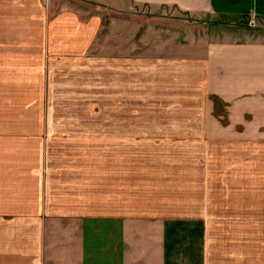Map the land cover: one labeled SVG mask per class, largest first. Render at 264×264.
<instances>
[{"label": "crops", "instance_id": "0c3cea01", "mask_svg": "<svg viewBox=\"0 0 264 264\" xmlns=\"http://www.w3.org/2000/svg\"><path fill=\"white\" fill-rule=\"evenodd\" d=\"M79 1L94 7L54 11L46 0H0V264H244L232 233L221 231L228 227L207 218L214 215L208 201L197 198L201 208L172 207L181 199L148 187L166 194L171 181L138 167L128 168L134 170L126 178L143 175V193H125L122 143L78 142L193 131L231 146L264 145V38L196 37L212 36L203 26L217 27L219 19L227 21L224 36H251L243 19H253L261 32L254 36H264V0ZM105 12L113 14L108 26ZM164 17L181 21L170 26ZM116 36H143L145 45H124ZM96 42L99 74L122 76L123 61L143 66L146 59V112L117 111L123 76L113 84L98 80L100 112H51L60 97L71 107L90 104L83 101L92 87L87 50ZM56 54L67 63L53 62ZM187 104V112H168ZM60 135H68L63 145ZM238 200L235 224L250 233L253 211L244 208L255 198ZM260 255L255 264H264Z\"/></svg>", "mask_w": 264, "mask_h": 264}, {"label": "rangeland", "instance_id": "374dc122", "mask_svg": "<svg viewBox=\"0 0 264 264\" xmlns=\"http://www.w3.org/2000/svg\"><path fill=\"white\" fill-rule=\"evenodd\" d=\"M47 2L53 3L54 11L59 10L60 7L74 8L80 12H85V10H92L94 5H84V2L79 0H46ZM80 3H79V2ZM85 1V0H84ZM76 6V7H75ZM104 24L109 23L110 17L113 16L112 13L105 12ZM183 17V16H182ZM187 18V17H185ZM189 19V20H188ZM201 19V18H200ZM206 18L191 19L190 17L184 19L183 21H193L195 23L204 22ZM175 21H181L179 18L164 17L163 21L170 26L175 25ZM251 20V19H250ZM250 20L243 19V26H246L252 35L251 36H224L225 32L229 28L224 24L227 21L219 19V26L210 27L203 26V32L212 36H196L204 37L207 40H218V41H232L236 39L237 41H245L263 39L264 36H254L259 35L258 25L254 22V28L249 25ZM231 23V22H230ZM175 30V29H174ZM247 31V30H245ZM248 32V31H247ZM143 36H116L117 39L122 40L124 45H131L134 43L138 44L139 48L144 46ZM154 37H166V36H154ZM100 38V36H99ZM112 39V38H110ZM102 39H99V44ZM147 41V39H145ZM59 42H62V37L60 36ZM93 43L91 48L87 50V53L92 55L89 66L88 80L90 87L87 89V93L84 96L83 101L85 103L90 102L89 105H77L75 107L68 106L64 102V98L60 97L56 99L51 112L55 113H67V112H83L98 113L101 107L98 105L99 101V90H98V80L106 81L108 83H115L114 81L120 77V72L109 73L108 71L98 73L97 70V58L94 57L96 53L94 50L99 48L97 43ZM113 41L109 44L113 46ZM89 57V56H88ZM88 57H74L75 61L87 60ZM51 60L55 63L58 61L62 64L67 63L64 61V57L58 54L52 56ZM146 65L141 66L136 64H129L130 61H123V79L121 76V86L122 90V101L118 103L119 108L117 111H122L124 113H140L146 112L148 106L147 90L144 88L146 86L145 77L147 75V62L143 59ZM69 69H72L70 67ZM62 73V72H61ZM117 74V75H116ZM119 74V75H118ZM141 83V89H139V84ZM65 89V88H64ZM103 96V95H102ZM187 105H180L175 109L168 112H187ZM50 107V106H49ZM115 105L111 104V108L114 109ZM180 107V108H179ZM90 108V109H89ZM165 107H161L160 111H164ZM106 112L111 111L109 105L105 107ZM179 128H184L180 125ZM185 136H153V137H99V136H87L84 137L83 141L78 143L85 144H114L122 143V173L125 174L124 182L129 183L123 184V191L125 193L133 195V193H143L142 185L146 179H141L144 176H139L137 179L133 172L129 174L128 179L126 175L128 172L134 169H129L130 167L139 168V172L143 171L144 175L147 176L148 173L156 174V178L159 176H164L167 181H171L169 184L165 180H161L160 183L167 182L165 187L167 188L166 194H162L159 186H153V183H149L154 195L167 196L171 195L172 200L181 199L180 202L171 201L172 207L178 206L177 208L191 209L202 207L204 202L208 201L209 205H204L205 208L211 209L214 213L207 217L212 222H218L217 226L228 227L222 228L221 231L224 235L232 233L231 241L234 242L237 248L235 251H239L238 258L244 260V264H255L258 258L261 256L260 253L264 254V229L261 220H263L264 214V145L260 143H246L236 141L235 146L229 145L225 140H221L218 137H203L194 136L190 131H186ZM184 134V133H183ZM68 135H60L58 144L63 145L65 142L64 138ZM63 138V139H62ZM203 148V149H202ZM99 150V148H98ZM207 151V152H206ZM100 154L99 156H101ZM92 160H99L92 157ZM155 169V170H154ZM134 178V179H133ZM170 179V180H169ZM148 194V193H146ZM145 195V194H142ZM258 196L260 200H258ZM255 198V200L249 201L247 203L252 205H246L244 210L253 211L251 213V232L246 233V227H242L244 224L240 221L238 225L235 224L236 218L233 214V210L236 212L238 209L237 204L238 198ZM197 198L204 199L203 201L196 200ZM214 199V200H212ZM212 200V201H211ZM238 201V202H237ZM145 204V203H143ZM147 205V204H145ZM167 206V205H166ZM254 215L257 217L255 218ZM226 216L232 223L230 229L229 224L225 223ZM223 218L224 221H220ZM259 219V223H258ZM261 221V226H260ZM220 222H224L221 224ZM246 241V246L245 244ZM235 247V246H234ZM242 249V250H240ZM262 257V256H261Z\"/></svg>", "mask_w": 264, "mask_h": 264}, {"label": "built area", "instance_id": "2783aa9c", "mask_svg": "<svg viewBox=\"0 0 264 264\" xmlns=\"http://www.w3.org/2000/svg\"><path fill=\"white\" fill-rule=\"evenodd\" d=\"M253 24H254L253 19H251L250 22H249V25H250L251 27H254Z\"/></svg>", "mask_w": 264, "mask_h": 264}]
</instances>
